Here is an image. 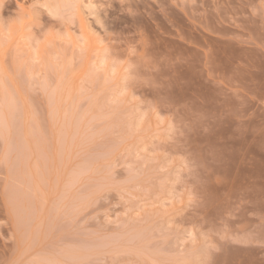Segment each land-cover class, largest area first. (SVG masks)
<instances>
[{
	"label": "rangeland",
	"instance_id": "374dc122",
	"mask_svg": "<svg viewBox=\"0 0 264 264\" xmlns=\"http://www.w3.org/2000/svg\"><path fill=\"white\" fill-rule=\"evenodd\" d=\"M0 264H264V0H0Z\"/></svg>",
	"mask_w": 264,
	"mask_h": 264
}]
</instances>
